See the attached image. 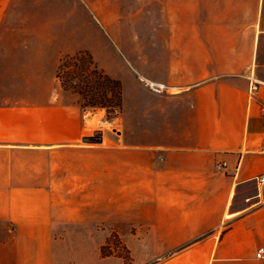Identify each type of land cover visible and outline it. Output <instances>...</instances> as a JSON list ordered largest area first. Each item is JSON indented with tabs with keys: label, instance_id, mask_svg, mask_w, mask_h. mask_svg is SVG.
<instances>
[{
	"label": "crops",
	"instance_id": "1",
	"mask_svg": "<svg viewBox=\"0 0 264 264\" xmlns=\"http://www.w3.org/2000/svg\"><path fill=\"white\" fill-rule=\"evenodd\" d=\"M16 1L0 0V35ZM98 15L123 88L114 145L91 144L57 77L62 54L97 56L85 25L63 44L50 23L0 37V264H264V0H99Z\"/></svg>",
	"mask_w": 264,
	"mask_h": 264
},
{
	"label": "rangeland",
	"instance_id": "2",
	"mask_svg": "<svg viewBox=\"0 0 264 264\" xmlns=\"http://www.w3.org/2000/svg\"><path fill=\"white\" fill-rule=\"evenodd\" d=\"M48 3L52 8L45 9L44 6ZM69 3V8L66 6ZM39 7L36 8L35 5ZM99 0H17L16 5H13L8 14L6 15L3 23V32L0 35L5 40H12L15 38H21L22 40H28L30 38L37 37L39 34L47 33L35 30L38 26H42L46 23H50L54 30L52 33L60 43H66L67 40V24L70 25L71 29L78 30V25H85V40H88L90 46L97 52V56L92 50H88L94 57L97 65L104 69L99 62V42H98V27L99 23ZM114 18V16L112 15ZM82 20V21H81ZM79 21V22H78ZM81 21V22H80ZM138 25L146 23L145 16H139ZM130 37L129 32H125ZM108 40H112V37L107 33ZM70 39V37H69ZM124 49V50H123ZM138 49L137 46L126 48H117V54L121 57L120 60L126 61V55L132 53ZM140 49V48H139ZM142 49H144L142 47ZM78 53V52H77ZM73 55L75 53H65L64 55ZM1 56V55H0ZM102 58L103 62L109 61V54H106ZM60 65V62H59ZM58 65V67H59ZM83 63L80 60L68 61L61 66V74H65L69 71L77 70L82 67ZM60 81V79H59ZM61 83V81H60ZM74 84L78 86L81 84V78H75ZM91 92L89 95L82 97L79 93L72 89H64V100H74L81 106L86 105L87 109L84 110L90 117V126L92 130V145H114V137L117 133L116 125L114 120L119 117L122 113H115L114 103L116 98L113 96V101L107 102L108 107L96 106L92 107L89 104L96 102L99 104L104 100V88ZM96 99V100H95ZM123 109V106H122ZM104 135V140H101V136ZM112 135V137H111ZM97 149H105L104 147H97ZM110 244L107 245V253L116 252L118 254H124L126 257H130L128 250L122 244L121 240L111 239ZM128 264H136L131 259L128 260Z\"/></svg>",
	"mask_w": 264,
	"mask_h": 264
},
{
	"label": "trees",
	"instance_id": "3",
	"mask_svg": "<svg viewBox=\"0 0 264 264\" xmlns=\"http://www.w3.org/2000/svg\"><path fill=\"white\" fill-rule=\"evenodd\" d=\"M80 60L83 66L74 71H69L64 75L61 74V66L68 61ZM57 77L61 81L64 89H72L79 93L82 97L89 95L91 92L104 88V100L96 104H89L92 107L102 106L108 107L107 102L113 101V96L116 98L114 103L115 113L119 114L122 111L123 105V88L119 79L111 77L106 71L100 68L94 60L93 55L88 50H82L73 55H64L60 58V65L57 70ZM75 78H81V84H74ZM96 100V99H95ZM84 110L86 105H82Z\"/></svg>",
	"mask_w": 264,
	"mask_h": 264
},
{
	"label": "built area",
	"instance_id": "4",
	"mask_svg": "<svg viewBox=\"0 0 264 264\" xmlns=\"http://www.w3.org/2000/svg\"><path fill=\"white\" fill-rule=\"evenodd\" d=\"M259 87H260V82L254 80L251 82V85H250V95H251V98H255L258 91H259ZM260 114L262 117H264V103H260ZM259 181L264 183V174L260 175L259 176ZM256 257L257 258H264V246H260L258 249H257V252H256Z\"/></svg>",
	"mask_w": 264,
	"mask_h": 264
}]
</instances>
